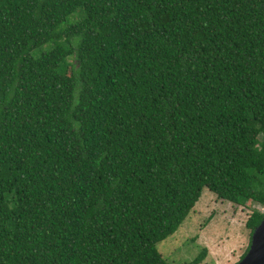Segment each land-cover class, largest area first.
<instances>
[{
  "label": "trees",
  "instance_id": "16d2710c",
  "mask_svg": "<svg viewBox=\"0 0 264 264\" xmlns=\"http://www.w3.org/2000/svg\"><path fill=\"white\" fill-rule=\"evenodd\" d=\"M204 188L264 205V0H0V264H169Z\"/></svg>",
  "mask_w": 264,
  "mask_h": 264
},
{
  "label": "rangeland",
  "instance_id": "374dc122",
  "mask_svg": "<svg viewBox=\"0 0 264 264\" xmlns=\"http://www.w3.org/2000/svg\"><path fill=\"white\" fill-rule=\"evenodd\" d=\"M249 203L236 204L204 188L179 228L157 243L159 252L169 264H186L208 248L200 264H237L251 244L249 216L253 209L264 211V205Z\"/></svg>",
  "mask_w": 264,
  "mask_h": 264
},
{
  "label": "water",
  "instance_id": "95a60500",
  "mask_svg": "<svg viewBox=\"0 0 264 264\" xmlns=\"http://www.w3.org/2000/svg\"><path fill=\"white\" fill-rule=\"evenodd\" d=\"M237 264H264V214L253 231L249 250Z\"/></svg>",
  "mask_w": 264,
  "mask_h": 264
}]
</instances>
